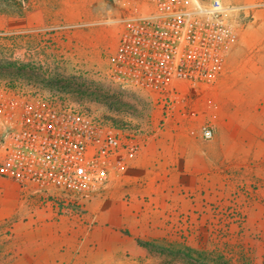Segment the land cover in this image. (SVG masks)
Wrapping results in <instances>:
<instances>
[{
    "label": "rangeland",
    "instance_id": "1",
    "mask_svg": "<svg viewBox=\"0 0 264 264\" xmlns=\"http://www.w3.org/2000/svg\"><path fill=\"white\" fill-rule=\"evenodd\" d=\"M222 1L252 12L226 60L239 46L242 55L214 82H179L169 102L111 77L115 0H0V264H264V0ZM53 94L128 142L146 136L83 199L4 174L3 137L22 101ZM177 100L206 119L194 138L158 143Z\"/></svg>",
    "mask_w": 264,
    "mask_h": 264
},
{
    "label": "built area",
    "instance_id": "2",
    "mask_svg": "<svg viewBox=\"0 0 264 264\" xmlns=\"http://www.w3.org/2000/svg\"><path fill=\"white\" fill-rule=\"evenodd\" d=\"M121 31L110 59L114 81L164 94L179 82H214L239 38L238 20L249 6L222 0H115ZM19 124L4 134L5 175L38 191L51 188L86 198L108 181L107 165L122 164L140 143L58 94L22 101ZM202 136L211 139L206 124ZM134 139V138H133Z\"/></svg>",
    "mask_w": 264,
    "mask_h": 264
},
{
    "label": "crops",
    "instance_id": "3",
    "mask_svg": "<svg viewBox=\"0 0 264 264\" xmlns=\"http://www.w3.org/2000/svg\"><path fill=\"white\" fill-rule=\"evenodd\" d=\"M244 49L242 48V46L237 47L233 53L231 54V56L226 60V63L228 61V64L230 65V63L232 62H236L240 56L242 55V51ZM228 66L227 67V71H231L232 73L239 72L241 70V68H230ZM180 90V88H179ZM199 104H197V102H184V101H180L177 100L174 111H173V117L171 118L172 122L170 123V129H168V132L165 133H160V135H158V143H160V141H164L166 142L167 139H177L178 137H185L187 139H192L194 137L191 136L190 133L194 132V129L197 128L203 120L206 119V114L203 115V118L198 117L197 113L199 112L198 110L199 108ZM210 115V114H209ZM132 130V129H131ZM192 130V131H191ZM158 129L156 130V133H158ZM142 135V134H141ZM145 134L144 136L142 135L138 140L141 143V148L143 146V143L145 141ZM173 144V142H172ZM178 142H175L174 147H179L182 146V144H180L178 146ZM159 147H161V145L163 144H158ZM185 149L187 148V144L184 143ZM192 147V146H191ZM178 151V150H177ZM195 150H190L189 152L192 153ZM178 153H183V151H178Z\"/></svg>",
    "mask_w": 264,
    "mask_h": 264
}]
</instances>
